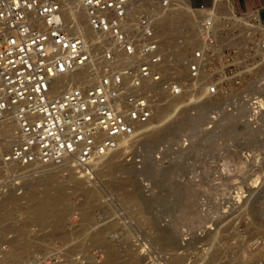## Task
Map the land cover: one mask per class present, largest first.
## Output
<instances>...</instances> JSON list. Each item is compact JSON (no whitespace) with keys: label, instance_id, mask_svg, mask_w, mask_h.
I'll use <instances>...</instances> for the list:
<instances>
[{"label":"built area","instance_id":"2783aa9c","mask_svg":"<svg viewBox=\"0 0 264 264\" xmlns=\"http://www.w3.org/2000/svg\"><path fill=\"white\" fill-rule=\"evenodd\" d=\"M176 1L185 0H80L90 38L74 19L66 26L65 0H0V130L11 114L18 124L2 161L71 163L89 176L171 100L232 97L251 81L264 89V0H188L200 39L177 41L180 55L157 30ZM85 66L87 80L53 89ZM248 98L258 114L264 97Z\"/></svg>","mask_w":264,"mask_h":264},{"label":"rangeland","instance_id":"374dc122","mask_svg":"<svg viewBox=\"0 0 264 264\" xmlns=\"http://www.w3.org/2000/svg\"><path fill=\"white\" fill-rule=\"evenodd\" d=\"M185 3L182 10L173 4L172 12H182L193 25H188L185 32L161 25L168 46L179 40L185 45L193 40L196 45L200 39V14L195 15ZM259 5L260 1L244 8ZM88 71L89 78L93 73L90 68ZM245 86L247 91L232 97L167 102L165 113L156 115L154 126H143L121 145L114 156L119 162L116 171L105 168L101 172L95 166L87 176L72 171L70 163H65L56 186H64L68 192L66 203L71 209L66 214L67 229L83 225L87 210L95 219L93 228L117 222V234L111 243L121 258L118 264H136L133 262L137 259L139 264H264V101H260L262 107L256 115L248 101L249 96L264 97V89L254 81ZM4 135L0 130V204L3 196L15 193L26 205L25 187L42 183V175L19 163L2 161L10 149L3 145L17 141L15 134ZM74 175L81 180V189L73 187ZM119 180L124 181V187H117ZM135 190L139 191L140 205L123 199ZM20 209L23 211L18 208L1 224L0 261L1 255L11 254L17 240L8 224L15 218L18 222L26 219ZM50 227L31 221L27 232L35 238L34 247L16 263L9 259L0 263L107 264L106 249L87 241V237L83 240L86 235L66 243ZM159 234H168L173 245L164 248L156 240ZM76 244L80 247L70 256L68 247Z\"/></svg>","mask_w":264,"mask_h":264},{"label":"bare ground","instance_id":"6f19581e","mask_svg":"<svg viewBox=\"0 0 264 264\" xmlns=\"http://www.w3.org/2000/svg\"><path fill=\"white\" fill-rule=\"evenodd\" d=\"M184 2H186L185 7L187 9H190L188 0L176 1L174 4L178 5V8H177L178 10H182L181 6L184 4ZM79 4H80V0H65L66 6H65L64 13H65L66 26H68L71 23V21H72L71 19H74L77 22V25L74 26L75 30L85 29L87 31V33L89 34V37L93 38L92 31L90 30V27L88 26V23H87V17L85 15V12H84V10H82L79 7ZM190 11L193 12L195 15L200 14L198 12L191 10V9H190ZM200 16H201V14H200ZM186 19H187L186 16H183L182 12H179V13L172 12V11L166 12V15L159 19L157 30H162L160 28L161 25H166V26L170 27L171 31H176V32L177 31L178 32L184 31L185 32L187 27H189L188 25H193L191 21L187 22ZM199 21H200V19H199ZM67 29H68V27H67ZM68 30H70V29H68ZM162 31L164 32L165 30H162ZM188 32L189 31H187V33ZM168 43H169V41H166V40L164 41V44H166L167 46H168ZM170 48L172 50H174L175 53H177L179 55L181 54L180 51H182V50H181L180 45L174 44V45H171ZM88 68H89V66L81 67L70 75H65V76H61L60 78H57L53 82L54 83L53 89H55L57 86L65 83V82H72L75 80L76 81L87 80ZM165 106H166V104L162 105L159 108V111L156 112V115H159V114L163 115L166 111L164 108ZM7 119L9 121L4 122V127L1 128V131L5 134L4 136L10 135V134H12V136H13V134H15L14 137H16V139H17V135H16L15 131L18 130V124H17V121L15 120V117L11 114L9 117H7ZM189 119H190V117H189ZM11 145L12 144L10 142L9 143L6 142V144H4L3 147L8 146V148H11ZM0 147H1V145H0ZM119 149L116 150L115 152H113L112 154H110L109 156L95 161L93 164L88 166V169L94 171V167L98 166L99 170L101 172H103V171L105 172L107 170V168L111 169L112 171H116L117 167L119 166V162H118V160H116V157H114V156L118 153ZM110 157H112V158L110 159ZM106 158L109 160H106ZM19 165L20 166L22 165L21 167L27 168L33 173L41 174L42 175L41 181L43 179V182L38 184V185L25 187L26 188V195H27V197H25V198H27V203H28L26 205H25V203H22V198L16 196L15 193H9V194L3 196L2 200H1V204H0L1 205L0 228H1L2 222L4 220L11 219L14 211H16L18 208H22L24 213L27 216H26V219H24V221L21 220L22 222L16 221V218H15L16 216H14V218H15L14 221L12 222V220H11L10 221L11 223L8 224V226H7L8 229L15 230V232H16L15 236H16L17 240H15V244H13V241H12L13 248H12L11 254L3 255V256L1 255L2 261H0V262L3 263L4 262L3 260H5V259H6L5 261L7 262V259H9V260H13L16 263L19 261V259L24 258V255L33 246L32 242H33V238H34V237L32 238L33 234L30 235L27 232L28 231L27 226L31 221H36L41 226H44V225L45 226L46 225L51 226L50 228L53 230L52 232L56 235L57 234L61 235L62 238L64 239V242H66V243L71 242V240H73L76 237L77 238L81 237L82 234L84 236L86 235L85 237H83V240H84V238L87 237V241H90L92 244H95V245H101L104 249H106L107 254H108L107 264H116V263L118 264L119 259H121V258L119 257L118 251H115V249H114L116 247H114L113 244L111 243L112 238L114 237L115 234H117L116 233V231H117L116 228L118 226L117 222H109V223L101 225L100 227H97V228L94 227L93 228V226H95V222H94L95 219L92 218L91 214L87 210L83 214L84 221H85L83 225H79V227H76V228L67 229L66 214L69 211V209H71L70 206L66 203V199H67L66 196L68 195V192L64 186H58V185L56 186V183H57L56 177L58 175V172L63 169L62 168L63 165L58 166V165H53V164H40V163H31V164H27V165H23V164L19 163ZM70 168L72 169V171L77 170L74 168V166L71 163H70ZM105 168H106V170H105ZM81 172L82 171H80V172L76 171V173H79V174H81ZM74 173H75V171H74ZM85 174L86 173L81 174V175H85ZM72 177L75 178V175ZM72 182H74L73 187H75V189H76V187L80 188L81 180H77V178H75V179H73ZM41 186H43V187H41ZM117 187H124V181L119 180V182L117 183ZM88 193H90V192H88ZM138 196H139V191L135 190L134 192H130L129 194L123 195V199L125 200V202L132 201V202L138 203V202H140ZM88 198H90V197L88 196ZM129 202H127V203H129ZM23 211L21 210L22 213H23ZM33 224H36V223H33ZM7 228H6V230L8 232ZM29 228H30V226H29ZM46 228H48V227H46ZM3 229H5V228H3ZM29 231H30V229H29ZM30 232H32V231H30ZM50 232H51V230H50ZM10 233H13V232H10ZM32 233H34V232H32ZM42 233H44V232H42ZM59 235H57V236H59ZM40 237H42V235ZM55 238H56V236H55ZM77 238H76V240H77ZM63 239H61V240H63ZM7 240H9V239H7ZM12 240H14V239L12 238ZM59 240H60V236H59ZM156 240L158 242H161L163 244L164 248H168V247L173 245V238L171 239L168 234L161 235V236L159 234V236L156 238ZM82 242H80V243H82ZM86 242H84L83 245H85ZM41 244H42V242H41ZM41 244H40V246H42ZM83 245H81V246H83ZM0 246H2L1 242H0ZM79 247H80V244H79V246L78 245L77 246L70 245L68 247V253L70 254V256ZM35 248H36V246H35ZM1 252H2V247H0V253ZM30 254H31V252H29V255ZM41 256H43V255H41ZM27 258H29V257L27 256ZM213 260H216V255L213 257ZM140 262L141 261H139L137 259L133 263L139 264ZM2 263H0V264H2ZM9 263H10V261L7 264H9ZM22 263H24V262H22Z\"/></svg>","mask_w":264,"mask_h":264},{"label":"crops","instance_id":"0c3cea01","mask_svg":"<svg viewBox=\"0 0 264 264\" xmlns=\"http://www.w3.org/2000/svg\"><path fill=\"white\" fill-rule=\"evenodd\" d=\"M206 1H208L210 4H206ZM258 1H260V0H254V1H252V2H243V7H244V5H246V4H254V3H256V2H258ZM191 2H192V4L193 5H195V6H199V5H201V4H204V5H206V6H211L212 5V3H213V0H191ZM261 2V1H260Z\"/></svg>","mask_w":264,"mask_h":264}]
</instances>
